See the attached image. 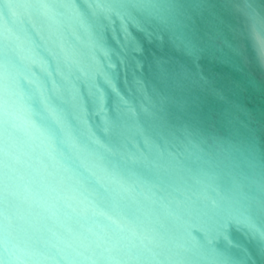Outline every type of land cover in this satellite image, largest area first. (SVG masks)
Segmentation results:
<instances>
[{"label": "clouds", "instance_id": "9594fccd", "mask_svg": "<svg viewBox=\"0 0 264 264\" xmlns=\"http://www.w3.org/2000/svg\"><path fill=\"white\" fill-rule=\"evenodd\" d=\"M0 264H264V0H0Z\"/></svg>", "mask_w": 264, "mask_h": 264}, {"label": "water", "instance_id": "95a60500", "mask_svg": "<svg viewBox=\"0 0 264 264\" xmlns=\"http://www.w3.org/2000/svg\"><path fill=\"white\" fill-rule=\"evenodd\" d=\"M241 119H243V117H241Z\"/></svg>", "mask_w": 264, "mask_h": 264}]
</instances>
